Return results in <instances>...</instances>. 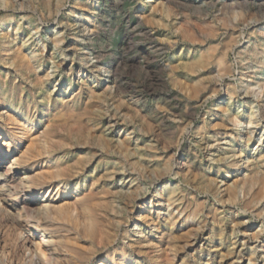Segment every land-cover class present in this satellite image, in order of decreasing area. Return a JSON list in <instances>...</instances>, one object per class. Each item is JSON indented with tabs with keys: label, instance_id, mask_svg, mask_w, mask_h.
<instances>
[{
	"label": "rangeland",
	"instance_id": "374dc122",
	"mask_svg": "<svg viewBox=\"0 0 264 264\" xmlns=\"http://www.w3.org/2000/svg\"><path fill=\"white\" fill-rule=\"evenodd\" d=\"M48 1L50 5L47 7ZM0 21L4 23L0 25V92L13 91L14 101L18 102L21 98L22 106L29 102L33 113L36 105L39 109L35 114L37 127L51 129L57 139L66 140L69 144L66 149H70L69 159L73 158L70 160L72 163L78 159L82 161L96 152L85 166L84 172L88 178H81L79 186L86 192L91 189L92 175L105 176L104 180H107L115 192L113 199L116 213L121 214L123 225L128 224L123 228H128L129 232L122 236L124 238L121 241L127 245L133 242V246L140 245L143 246V251L146 250V254L134 256L140 263L148 261V254H151L150 250L145 248L146 241L158 236L159 231L158 228L153 229L152 224L140 225L137 221L139 225L136 226L133 218L129 223L126 219L130 218L131 209H134L133 215L136 217L149 211L153 212V216L155 211H160L162 216H166L168 203L157 195L167 186H177L180 195L185 194V200H190L192 208H197L196 217L207 221L204 230L197 233L195 247L187 248L186 251L180 250L178 263L185 261L186 264H211V260H206L211 257L207 252L200 256V245L212 250V245L220 243L221 236L218 234L221 229L225 231L223 244L227 243L232 247L229 233L234 225L233 213H239V218L249 223L251 229H264V213L259 218L256 213L243 208L241 202L236 207L222 205L225 197L222 198V193L217 192L215 184L211 187L207 181L209 177H216L218 182L221 179H232L231 182L240 183L244 178L240 173L244 169L240 172L230 170V164L236 158L233 154L240 145L230 137L214 140L216 138L213 137L212 127L207 123H215L220 121L221 117H227L216 107H226L229 101L233 102L232 111L250 114V103L255 107L256 116L262 112L264 0H7L0 3ZM233 25L239 30L234 39L231 37ZM185 29L191 34L194 32L193 37L187 36ZM7 35L10 37L1 39ZM3 41H10V47L13 48L7 55L2 54ZM18 45L31 57L34 70H23L19 74L14 72L16 65L9 58ZM202 49L209 50L212 57L209 59L210 65L206 70L198 69L194 74L188 75L181 62L190 55V58L195 57ZM46 75L49 76V81L45 79ZM199 81L201 90L196 93V97L195 93L190 91L193 85L191 83ZM248 84L253 87L250 92L244 90ZM47 88L53 95L48 105L44 104ZM126 105L132 108L129 109ZM64 107L75 110V119L68 125L58 124L59 120L54 116ZM51 123H54V126ZM203 126H207L204 127L205 132L200 133ZM230 128L235 131L234 135L239 133L243 137L252 129L244 122L238 127L230 125ZM253 129L254 141L243 152L245 160L247 157L254 160L261 149L264 152V139L260 142L261 145H258L259 135L264 134V119ZM205 133L212 138L210 142L204 139ZM124 136L130 138L129 143L125 142L129 144L130 152L140 146L139 152L152 159L151 163H148L139 160L137 154L132 155L131 161L136 162L132 176H129L127 167L124 166L127 163L124 155L121 153L119 157L120 154L115 152L118 151L115 150V145ZM84 143L86 148H77ZM206 143H209L208 150L205 148ZM151 164H159L163 168L162 171L156 170L155 165ZM246 165L252 166V161L249 160ZM112 170L116 172L115 178L106 179V175H111ZM7 171L5 160L0 163V175L4 176ZM237 172L239 174L232 177ZM228 173L231 177L226 178ZM8 188L3 185V192L14 197ZM131 191H138L139 199H127ZM240 198H243L242 193ZM21 207L22 204L15 209L7 207L5 210L0 206V248L4 242L8 244L5 243V256L0 249V261L5 264H37L33 255L26 250L24 237L21 235L24 229L16 221ZM217 207L220 209L218 216L222 217L221 220L224 219L223 222L215 218L217 214L213 209ZM197 225L201 226L195 224L194 229L200 228ZM171 240L168 238V241ZM195 248L197 250H194ZM257 252L258 260L260 259L262 264L264 248L258 246ZM211 253L216 254L214 251ZM215 259L218 260L219 257ZM160 260L163 264V259ZM217 263L218 261L213 264ZM223 264L249 262L238 263L233 259Z\"/></svg>",
	"mask_w": 264,
	"mask_h": 264
},
{
	"label": "bare ground",
	"instance_id": "6f19581e",
	"mask_svg": "<svg viewBox=\"0 0 264 264\" xmlns=\"http://www.w3.org/2000/svg\"><path fill=\"white\" fill-rule=\"evenodd\" d=\"M5 1L7 0H0V3H3ZM46 5L48 7L50 5V2L48 1ZM3 21L2 22L0 21L1 22L0 25L4 24ZM208 26L209 25H207V27ZM233 28L234 29L231 33V37L234 39L235 33L238 32L239 30L237 26H234ZM239 29H240V26H239ZM185 30H186L185 34L187 36L193 37L192 36V34L194 33L193 30H191L193 32L192 34L189 32V30L187 29ZM6 37H10V35L1 37V39L4 40V38ZM10 45H11L10 41L8 42L3 41L1 43L3 55H7L9 52L13 51V48H11ZM209 53L210 52L208 49H204V50L202 49L196 53L197 55L195 57L190 58L191 56L190 55L188 56L189 58L181 62L183 65V68H185L188 71V75L194 74L198 69L206 70V68L210 65L209 59L211 56ZM9 59L12 63H15L16 65V70L14 71L16 74H19V72L23 70L32 71L35 69L34 65H32L31 63L32 62L31 57H29L27 53H25L22 47L19 45L14 49L13 55ZM44 77L46 80L50 79L48 78L49 76L47 75ZM41 78L43 80V77ZM30 83H33V82H30ZM191 84L193 85L190 91L191 93L193 92V94L195 93L194 95L196 96V93H198L201 90L200 89L201 81L195 82V83L193 82ZM244 90H246L247 92H250L251 90H253V87L250 84H248ZM45 93H46V97H44L45 98L44 104L48 105L52 92L48 89L45 91ZM193 94L191 95L194 96ZM13 97H15V94L13 91L11 93L8 91L0 92V163L2 161L7 160V166H8V171L6 172V174L4 176L0 175V206L2 209L7 210V207H12V209H15L17 208L18 205L22 204L20 211H18L19 215L16 218V221L18 222L19 226L24 229L23 231H21V235L24 237L26 250L30 252V254L33 255V258L36 260L37 264H90L91 262L93 264H162L160 260L161 258L163 259V262H164L163 264H186L185 261H181V263H178L179 261L178 253L180 252V250L186 251L187 248L195 247L196 241L198 239L197 233H199L201 230H204L203 228L206 225L207 221L206 219L201 220L198 217H196L197 208H192V204L190 200L189 201L187 199H186L187 201L185 200L186 198L185 194L180 195V191L177 186H174V187L167 186L163 188L162 190L160 189L161 191L158 192L157 196L160 199H163V201L168 203L169 209H167L168 214L166 216H162V213L160 211H155L154 212L155 216H153L152 215L153 212L149 211V213L141 214L140 217L139 216L136 217L135 215H133L134 209L133 210L131 209V211L128 210L131 213L130 218L126 219L128 223L130 219L133 218V220L136 221V226L139 225L137 221L140 222V225L141 223L142 224H152V226L154 227L153 229L158 228V231H159L158 236L154 238H150L146 241L145 248H148L151 254H148V258H149L148 261L140 263L137 259H135L134 256L143 255L146 252V250L143 251V248H142L143 246L141 247L140 245L137 247L133 246L134 245L133 242L127 245L121 241V239L124 238L122 236L123 235L125 236L129 232L128 228L126 229L123 228V227L128 226V224L123 225L121 214L116 213V210H115L116 205L113 199L114 198L113 195L115 192L110 188L109 186L110 184L107 183V180L106 181L104 180L105 176L103 174L100 175L99 173H98L100 175L99 177H97L98 176L97 174H96L97 176L92 175V183L90 185L91 189L86 192H83L81 187L79 186L80 185L79 181L81 178L83 179L88 178V176H86L84 172L85 166L87 165V163L89 164V159L93 157V155H95L96 152H94L92 156L85 157L84 160L82 161H78L79 160L78 159L74 163H72L70 160L73 158L69 159L70 149H66L69 147V144L66 142V140L62 138L57 139V137L55 136V134L53 133L51 129H40L37 127L38 125H37V122L35 121V114L39 110L38 107L36 105L34 106L35 112L33 113L32 106L29 102L28 103L26 102V104H23L22 106L23 101L21 100V98L17 102V101H14ZM68 103H70V101ZM247 103L248 102H246V104ZM232 104L233 102L229 101L226 107H223L220 105L216 107L218 111L223 112L222 114L224 116L226 115L227 117H221L220 121L215 122V123H211V122L210 123L206 122V123L207 125L210 124V127H212L213 137L216 138L214 140L217 141L220 139L230 137L236 143L240 145V148L233 154V155H236V158L230 164V170L231 171L235 170V171L240 172L242 169H244L243 172H240L243 174L244 178H242L240 183H235V182L233 183L231 182L232 179L227 180V181L221 179V181L218 182L216 177L215 178L209 177L207 178V181H208L209 186L211 187L212 185L215 184L217 187V192L220 191L222 193V198L225 197L222 200V205L229 204L230 206L236 207V205L239 202H241L243 208L256 213V215H258L259 217V216H262L264 213V152L261 149V152L258 153V156L254 160H251V158L249 157H247V159L245 160V158H243V152L254 141L252 137V133H255V129L253 128H256L257 126H259L261 120L264 119V105L261 107L262 109L261 114L259 116H256L254 112L255 107L252 106V104L248 103L249 108L251 109L250 114L240 113L239 111H234V110L232 111L231 110ZM127 105L125 107H128ZM131 108L132 106L129 109ZM58 110H61V109H58ZM82 111L83 110H81V112ZM74 113H75V110L73 108L65 109L64 107V109H62L59 113L55 114L54 116L57 118V120H59L58 124L68 125V123H70L73 119H75ZM80 118L82 119V117ZM243 122L247 123V127H249V129L252 128L250 133H247L246 137H243L239 133H236V135H234L235 131L232 128H230V125L238 127ZM52 125L54 126V123ZM204 127L205 126H203V128L200 129V133L205 132V128L207 126L205 128ZM75 128L77 129L78 127H75ZM204 139H208L209 142L212 140V138L210 136H207L206 133H205ZM263 139H264V134H260L258 145H261L260 142ZM101 141L102 140H100V142ZM125 142L129 143L130 138H128L127 136H124L123 139H120L118 143L115 145L116 147L115 150H118L115 152L120 154L118 155L119 157H121V153L124 155L123 157L126 158V162L128 163V164L126 163L124 166L127 167L126 171L129 174V176H132L134 175L135 169H136L134 165L136 164V162L131 161L132 155L137 154L136 156L137 158H139V160L141 159V160H144V162L147 161L148 163H151L152 159H149V157L148 158L145 157L144 153L139 152L140 146L139 147L136 146L138 153H137V150L130 152L131 150L128 149L129 144L127 145L125 144ZM98 143H95V144H98ZM77 148H82V149L86 148L85 143L81 144L80 146H77ZM205 148L208 150L209 143L206 145ZM148 150H151V149H148ZM156 150L157 149H155V151ZM149 156L151 157V155ZM249 160L252 161V166L246 165L247 162H249ZM180 164L183 165V162H181ZM154 165L151 164V166H154L156 170L162 171L163 168H161L159 164L157 165L154 164ZM113 170L111 171L112 173L111 175H106V179L115 178L116 172H114ZM174 170L176 169L174 168ZM183 170L182 172L185 171ZM190 170L193 171L191 168ZM147 172L149 173V169ZM238 172L235 173L232 177L238 175L239 174ZM144 173H146V170ZM163 173H162V176H163ZM191 173L190 175H192ZM229 173L226 176V178L231 177ZM90 174L91 172L89 173V175ZM195 175L197 176L198 174L195 173ZM75 180H78V181L76 183H73L75 182ZM220 183L221 185H219ZM3 185H6L9 187L8 190L12 194H14V197H12L11 194H7L3 192L4 191L2 189ZM122 186L123 185H121V187ZM138 188H140V186ZM137 192L138 191H136V193H133V191H131L127 195L128 197L126 198L127 199L130 198L131 201L139 199V195H138L139 193L137 194ZM240 193H242L243 195L242 199L240 198ZM142 198H144V196ZM36 203L38 204L35 206ZM129 207H130V204H129ZM218 207L216 209L215 208L213 209V210H216L215 212L217 214L215 218H218L220 219V222H223L224 219L221 220L222 217L218 216V214L220 213L219 212L220 209ZM232 216L234 217V220H232V222H234V225L231 227V230L229 233V238L231 240L232 247H230L227 243L223 244L225 240H223L222 238H224L223 234H225V231L224 229H221L218 234L221 236L220 243L218 245L217 244L212 245L213 246L212 250H210L209 248L208 249L205 248L204 245H200V256H204L205 252H207L206 254L211 257L206 260H211V264L217 261H218L217 264H223V263L230 262V260H233V259L237 260L238 263H243L245 261H248L249 264H260L259 262L260 259L258 260L257 247L260 246L264 248V229L263 228L251 229V225L249 223L239 218L241 217L239 213H233ZM195 224L201 225V226L197 225L200 228L194 229ZM134 233L135 232H133V234ZM168 238L172 239L171 242L168 241ZM208 242L211 243L212 241H208ZM5 243L6 242H4L0 248L2 249L3 254H4V247L7 244ZM194 250H197V248H195ZM211 251L216 252V254L212 255ZM216 257H219V259L218 260L215 259ZM261 263L264 264V260H262ZM0 264H5V263L0 261Z\"/></svg>",
	"mask_w": 264,
	"mask_h": 264
}]
</instances>
